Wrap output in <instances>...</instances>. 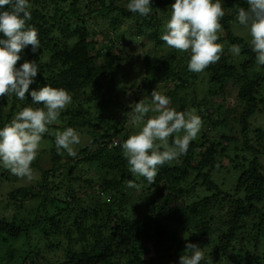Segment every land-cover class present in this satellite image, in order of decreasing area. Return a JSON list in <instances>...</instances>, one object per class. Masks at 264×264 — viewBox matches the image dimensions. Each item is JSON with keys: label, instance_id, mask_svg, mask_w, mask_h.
<instances>
[{"label": "trees", "instance_id": "1", "mask_svg": "<svg viewBox=\"0 0 264 264\" xmlns=\"http://www.w3.org/2000/svg\"><path fill=\"white\" fill-rule=\"evenodd\" d=\"M29 3L32 19L27 23L38 31L41 49L33 53L29 45L17 66L25 60H36L39 73L24 101L15 96L0 97V128L23 107H42L31 104L30 92L49 85L66 89L75 102L81 99L63 115L68 119L66 128L87 134L90 143L74 159L67 156L60 167H55L60 155L52 154L54 167L42 169L38 190L25 188L10 194L17 202L16 209L27 199L38 201L37 207L27 209L23 216L15 214L19 212L15 208L12 218L0 216V242L25 241L20 264H33L30 259L39 256L34 235L75 239L83 252L71 248L66 251L69 264H177L187 242L198 244L204 251L202 264L209 256L213 264H264V129H251V119L264 113V67L257 68L250 44L236 37L231 27L239 8L248 7L246 0H225L223 36L217 41L226 43L224 54L201 72L209 75L212 87L208 95H223L227 89L236 94L233 108H226L225 100L219 104V112L223 110L220 119L198 114L202 128L208 123L228 135L212 140L207 135L209 129L202 130L201 137L198 134L190 142L186 155L160 168L155 184L148 186L141 178L144 186L139 195L133 196L125 187L135 178L119 146L129 136L123 126L106 115L116 107L122 112V123H126L135 107L124 101L130 92L117 89L116 73L121 63L117 50L126 46L127 38H142V47L147 42L161 46L159 38L174 0H152V13L147 17L131 13L126 7L129 0ZM89 14L108 21L114 29L112 34H102L100 46L93 37L95 31L88 28ZM122 19L129 21L131 37L117 30ZM71 32L77 37L74 43L68 39ZM232 44L241 45L236 58L228 51ZM178 53L181 59L176 63L174 56ZM188 60V53L174 49L159 57L145 55L138 91L165 82L170 88V107L184 112H190L193 106L198 109L195 97L188 101L180 94L201 74L188 70ZM93 109L96 112L91 116ZM203 110L207 112L206 106ZM120 136L122 140L115 145ZM223 169L224 178L219 179ZM62 190L65 194L60 195ZM133 199L136 208L130 212ZM138 210L143 211L142 218H134L141 213ZM150 253L154 256L149 257Z\"/></svg>", "mask_w": 264, "mask_h": 264}, {"label": "clouds", "instance_id": "2", "mask_svg": "<svg viewBox=\"0 0 264 264\" xmlns=\"http://www.w3.org/2000/svg\"><path fill=\"white\" fill-rule=\"evenodd\" d=\"M246 3L248 7H240L236 19L249 31L250 48L259 69L264 67V0H246ZM126 7L131 13L147 17L152 13V0H129ZM30 8L29 0H0V97L15 96L24 101L39 73L36 60H25L17 66L21 53L29 45L33 53L41 49L38 31L27 23L32 19ZM225 14L220 0H174L160 40L170 49L188 53V70L201 73L219 62L224 54V45L217 41L218 33L223 31L221 20ZM241 50L239 44L228 49L234 56H239ZM30 95L31 104L42 107H23L0 128V166L28 181L34 178L31 165L37 159L44 135L53 134L50 126L73 102L66 89L49 85L32 90ZM150 98V103L144 98L135 103L128 120L139 130L119 144L135 178L127 186L137 191L144 186L141 178L148 186L155 184L161 167L186 155L190 142L197 138L203 126L199 115L169 107L171 98L156 89ZM54 136L58 154L67 152L71 157L77 156L74 146L81 143V135L76 129L67 127L56 131ZM183 238L188 241L185 235ZM183 253L179 264H202L206 259L196 243L187 242ZM206 264H213L211 256Z\"/></svg>", "mask_w": 264, "mask_h": 264}, {"label": "rangeland", "instance_id": "3", "mask_svg": "<svg viewBox=\"0 0 264 264\" xmlns=\"http://www.w3.org/2000/svg\"><path fill=\"white\" fill-rule=\"evenodd\" d=\"M224 9L227 3H225V0L221 2ZM226 11V9H225ZM89 26L88 28L92 29L91 31H95L96 34H93V37H95V40L99 42L103 41L104 35L103 33H113L114 29L109 25L108 21H104L98 18H95L94 15H90L87 18ZM72 24H77L75 20H71ZM165 24L164 23V31H165ZM232 31L236 37H239L243 39L246 43L250 44L251 37L249 35V31L247 28L242 27L239 25L238 21L236 20L234 23H232ZM119 33H126L128 37H131L129 35H133L132 30H129V21L128 20H120L119 24L116 26ZM90 31V32H91ZM219 37L223 36V32L218 33ZM68 39H70V43H74L77 41V37L75 36L74 32H71ZM125 41L126 46L120 47L117 50V54L121 57V63L120 67L117 70L116 73V85L118 90H127L126 92H130L128 97L124 100L127 104H129L131 107L135 106L136 100L145 99L147 103L151 102V93L154 89L159 91L161 94L169 95L170 88H168V84L165 82L159 81L158 83L153 84L152 87H145L141 88L140 91H138L137 87L141 84V80L144 77L143 73V63L142 58L145 55H151L154 57H159L163 55L166 51L170 50V48L167 47V45L162 41L163 44L159 47H157L154 43H146L145 46H141V43H144V40L141 39H129ZM142 43V44H143ZM224 45V48L226 47V43H221ZM100 46V43L98 44ZM25 50V49H24ZM232 58H236L233 54H231ZM231 58V59H232ZM180 53L176 54L174 56V61L177 63L178 60H180ZM116 63V60H114ZM104 60H100L98 63H102ZM212 87L209 81V75L206 73H201L196 81V83L188 89L184 90L180 94L186 95V99H191L195 97L198 104H200V107L197 109L196 106H193L190 110L191 113L194 114H202V115H210L212 119L215 121L220 119L222 116L223 110L219 112V104L222 102V100H225L226 108H233L236 105V94L232 93L230 89H227L223 95H208L209 89ZM134 89V90H133ZM262 94L264 95V85H262ZM138 91V93H137ZM122 92V91H119ZM169 97V96H168ZM81 99H79V102ZM75 102L73 100L72 104L66 109L70 110L73 108L74 104L79 103ZM206 106L207 112L204 113L203 107ZM170 107V106H169ZM63 111L61 113L60 118L57 122H55L53 125L50 126V131L53 134H45L42 141H41V147L39 154L37 156V159L33 162L31 167L34 171V178L32 181H28L26 179H19L15 175L11 174V172L7 169H5L3 166H0V216H5L7 218H12L15 213V206L16 201L11 199L10 194L15 191H19L25 188H31V190L39 189L38 184L42 181V172L43 170L49 169L51 170L54 166L51 162V155L57 152L55 147V136L54 133L56 131H62L66 128L68 119H66V116L63 115L65 112ZM95 110H91V116L95 114ZM107 116H110L112 119L117 121L118 126H123V129H125V132L128 133V136L134 134L139 129L136 127H133L129 120L126 123H122V112L119 111L118 108H112L109 112H106ZM151 115V113L149 114ZM1 121V120H0ZM65 121V122H64ZM257 128H263L264 129V113L258 114L254 118L251 119V129L252 132L256 130ZM206 129H209L207 131ZM202 130L207 131V135L212 140H220V136L223 134H227L224 130L221 129V127L212 128L206 123V125L200 130L198 133L201 137ZM125 133V134H126ZM124 134V133H123ZM81 135V143L75 147V150L77 153L80 149L84 148L86 145L90 143V139L87 136V134L83 133ZM122 136V135H121ZM118 137L115 139V142L120 143L122 140V137ZM231 136V135H230ZM60 158L58 163L55 167H60V165L64 164L67 161V156L71 157L67 154V152H63V154H59ZM232 156V154H231ZM71 159H74V157H71ZM43 169V170H42ZM7 172V174H5ZM59 174V172H58ZM225 175V169L221 170V173L219 174V179L224 178ZM59 176V175H58ZM231 178V177H230ZM137 182V181H136ZM33 188V189H32ZM130 193L131 196L133 195H139L140 190L137 191L135 188H129L127 185L125 187ZM61 194H65L64 190L60 192ZM133 198V197H132ZM38 201L31 202L29 199H27L24 202L23 207L20 209H16L19 212L15 213L17 215H25L26 210L28 211L32 209H35L37 207ZM133 204L130 207V212L132 210H135L136 203L133 199ZM142 204V203H141ZM15 208V209H14ZM53 209V208H51ZM35 211V210H34ZM47 211L51 212L50 208H47ZM140 214H134V218H142L140 215L142 214V210ZM77 213H74L73 215L76 216ZM64 219H67V217H64ZM184 235V234H182ZM33 239L38 245L39 250L37 253H39L38 257L33 256L32 259H30L29 262H32L33 264H69L70 258L69 255L66 253L70 248L72 251H78L79 253L83 252V247L76 243V240L73 239L72 241L68 240L67 237L62 238H56L55 236H47V238L42 237L40 235H34ZM25 241L23 239L19 241H11L10 244H6L4 242H0V262L2 264H20L19 262H22L24 259V255L21 254L23 252V249H25ZM86 250V249H84ZM184 252L181 251L182 254ZM178 253V254H180ZM154 256L153 253H150L149 257ZM177 264L179 262L177 261Z\"/></svg>", "mask_w": 264, "mask_h": 264}, {"label": "built area", "instance_id": "4", "mask_svg": "<svg viewBox=\"0 0 264 264\" xmlns=\"http://www.w3.org/2000/svg\"><path fill=\"white\" fill-rule=\"evenodd\" d=\"M114 144L116 145V144H117V142H115V141H114Z\"/></svg>", "mask_w": 264, "mask_h": 264}]
</instances>
